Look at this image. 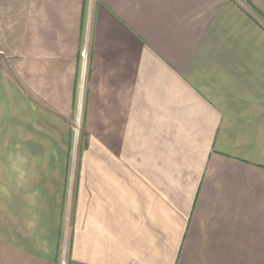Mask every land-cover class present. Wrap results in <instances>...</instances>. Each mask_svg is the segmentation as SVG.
<instances>
[{
	"label": "crops",
	"instance_id": "0c3cea01",
	"mask_svg": "<svg viewBox=\"0 0 264 264\" xmlns=\"http://www.w3.org/2000/svg\"><path fill=\"white\" fill-rule=\"evenodd\" d=\"M1 20L0 264H264V0H0Z\"/></svg>",
	"mask_w": 264,
	"mask_h": 264
},
{
	"label": "rangeland",
	"instance_id": "374dc122",
	"mask_svg": "<svg viewBox=\"0 0 264 264\" xmlns=\"http://www.w3.org/2000/svg\"><path fill=\"white\" fill-rule=\"evenodd\" d=\"M6 21L1 20L0 21V141H4L5 139H8L7 132L11 128V122L10 119L12 116H8L7 112L9 109H17L19 105H17L15 100L9 99L8 93L12 91L11 85L8 82L7 78L14 77L13 73V64L15 62V58L12 56V52L10 51L11 48H14L15 46V37H12V32H10V39L7 37V30H6ZM12 31V29H10ZM13 73V74H12ZM78 126L75 127V130L73 131L74 137L73 142L71 145V148H69V152L71 153V164H70V170H69V183L67 185V191H75L76 189V180L78 175V168L80 166V161L82 158L81 152L84 150V148L81 146L84 144V132H82V121L80 117H78ZM10 124H9V123ZM7 134V136H6ZM21 135V131H20ZM10 136V135H9ZM23 137V136H22ZM19 139L21 137H18ZM76 138V140H75ZM5 149L0 148V157L2 156V151L4 152ZM15 154H18L20 156L21 149H14ZM19 152V153H17ZM2 160V159H1ZM61 264H66V262L63 260Z\"/></svg>",
	"mask_w": 264,
	"mask_h": 264
}]
</instances>
